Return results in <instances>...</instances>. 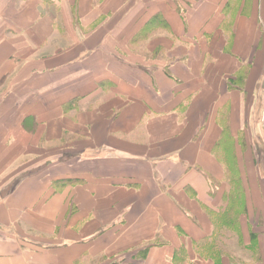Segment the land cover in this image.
Listing matches in <instances>:
<instances>
[{
	"label": "crops",
	"instance_id": "1",
	"mask_svg": "<svg viewBox=\"0 0 264 264\" xmlns=\"http://www.w3.org/2000/svg\"><path fill=\"white\" fill-rule=\"evenodd\" d=\"M263 119L264 0H0V264H264Z\"/></svg>",
	"mask_w": 264,
	"mask_h": 264
},
{
	"label": "rangeland",
	"instance_id": "2",
	"mask_svg": "<svg viewBox=\"0 0 264 264\" xmlns=\"http://www.w3.org/2000/svg\"><path fill=\"white\" fill-rule=\"evenodd\" d=\"M259 123V125H260V128H263L262 129V132H258L255 136H250L249 137V140H250V143H251V141L255 144V149H257V151H258V155L260 154L261 156H262V158L264 159V119L263 120H259L258 122H257V124ZM242 138V137H241ZM243 143H244V145H247V141L246 140H243ZM56 145H57V143L56 142H51V143H48L47 144V148H52V147H56ZM260 151V152H259ZM252 153H253V149H252ZM253 155H254V153H253ZM261 156H260V158H261ZM264 175V174H263ZM246 257H248L247 256V254L245 255V254H243L241 257H240V259H242V261L244 260V259H246ZM250 258H251V256H250ZM259 257H258V255L257 254H255V259H258Z\"/></svg>",
	"mask_w": 264,
	"mask_h": 264
}]
</instances>
